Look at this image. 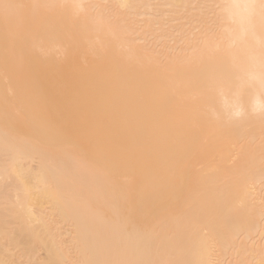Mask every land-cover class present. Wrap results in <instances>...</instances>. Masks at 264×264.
<instances>
[{"label":"bare ground","instance_id":"6f19581e","mask_svg":"<svg viewBox=\"0 0 264 264\" xmlns=\"http://www.w3.org/2000/svg\"><path fill=\"white\" fill-rule=\"evenodd\" d=\"M253 71L264 0H0V218L25 219L20 264H264Z\"/></svg>","mask_w":264,"mask_h":264},{"label":"rangeland","instance_id":"374dc122","mask_svg":"<svg viewBox=\"0 0 264 264\" xmlns=\"http://www.w3.org/2000/svg\"><path fill=\"white\" fill-rule=\"evenodd\" d=\"M44 15V14H43ZM11 22H12V19H10V20H8V21H6V24L7 25H10L11 24ZM32 34H27V37H26V40L28 41V43H27V45H26V47L27 46H29V44H30V36H31ZM93 39V38H92ZM2 50H7L8 48H9V46H8V44H3L2 43ZM17 47H19V45L17 44ZM85 48L84 47H82V46H78V47H75L74 49L72 48L71 50H70V54L69 55H67V56H64L63 58H66V59H68V60H72L73 58H75V55L76 54H79V52H82L83 50H84ZM91 51H92V55L95 57V58H97L100 54H102V47L100 46V45H94L93 43H91ZM104 52V51H103ZM5 54V53H4ZM63 56V55H62ZM18 87H19V89H21V88H23L24 87V85H18ZM0 204H1V202H0ZM6 203H4V205L2 204V205H0V209H1V207H3L2 208V211H4V209L6 208V210H8L9 209V207H10V205H9V207L7 206V204L5 205ZM12 205V204H11ZM13 207H14V205H12ZM11 209V208H10ZM9 209V210H10ZM6 210H5V212H6ZM8 210V211H9ZM10 212V211H9ZM4 212H2V214H3ZM20 213H22V211L20 212ZM4 215H6L4 218L2 217V219L0 218V264H20V261L24 258L23 257V253H21V251H19V249L18 248H14L13 246L14 245H16V241H15V239L17 238V235L19 234V233H21V231L20 232H18V234L16 235V227H18L19 228V226H20V229H23L22 227H21V224H22V221L24 222L25 221V219H22L21 220V218L20 219H15V218H12V217H9V216H11V215H9V213H5ZM1 216H3V215H1L0 214V217ZM9 218V219H8ZM17 220H19V221H17ZM16 221V222H15ZM6 222V223H5ZM17 222H19V223H17ZM11 223V224H10ZM12 223H13V225H12ZM17 224H19L18 226H16ZM25 224V223H24ZM10 225H11V227H10ZM23 225V224H22ZM26 225V224H25ZM14 228H13V227ZM24 226V225H23ZM27 227V226H26ZM24 228H25V226H24ZM17 230H19V229H17ZM21 236H22V234H20ZM21 236H18L19 238L21 237ZM18 238V239H19ZM21 239H23V238H21ZM20 239V240H21ZM13 241H15V242H13ZM19 241V240H18ZM22 241V240H21ZM20 241V242H21ZM13 245V246H12ZM35 247L34 248H37V249H34V257H33V255H32V258H33V260H37L38 258H39V256L41 255V252H42V250H40V249H38L39 248V246L37 247V245H34ZM16 247V246H15ZM17 247H18V244H17ZM20 248V247H19ZM37 250V251H36ZM19 252V253H18ZM35 252H36V254H35ZM20 255V256H19ZM22 258V259H21ZM31 258V259H32ZM36 258V259H35ZM20 260V261H19ZM24 260V259H23ZM32 260V261H33ZM22 263V262H21Z\"/></svg>","mask_w":264,"mask_h":264},{"label":"clouds","instance_id":"9594fccd","mask_svg":"<svg viewBox=\"0 0 264 264\" xmlns=\"http://www.w3.org/2000/svg\"><path fill=\"white\" fill-rule=\"evenodd\" d=\"M246 79L258 86L259 91L251 100L250 110L254 114H264V73L249 72L246 74ZM221 104L232 118H240L244 109L234 98H230L227 94L221 92ZM215 115V113H213Z\"/></svg>","mask_w":264,"mask_h":264}]
</instances>
